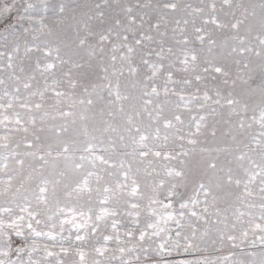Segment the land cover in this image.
I'll use <instances>...</instances> for the list:
<instances>
[{
	"label": "snow or ice",
	"instance_id": "6c2138e0",
	"mask_svg": "<svg viewBox=\"0 0 264 264\" xmlns=\"http://www.w3.org/2000/svg\"><path fill=\"white\" fill-rule=\"evenodd\" d=\"M0 264H264V0H0Z\"/></svg>",
	"mask_w": 264,
	"mask_h": 264
}]
</instances>
